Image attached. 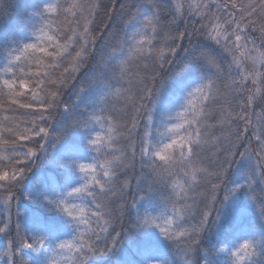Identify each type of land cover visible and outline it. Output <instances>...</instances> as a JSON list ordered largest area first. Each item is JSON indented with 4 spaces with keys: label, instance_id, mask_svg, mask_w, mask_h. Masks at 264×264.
<instances>
[{
    "label": "snow or ice",
    "instance_id": "1",
    "mask_svg": "<svg viewBox=\"0 0 264 264\" xmlns=\"http://www.w3.org/2000/svg\"><path fill=\"white\" fill-rule=\"evenodd\" d=\"M17 7L24 15L21 24L10 27L5 37L0 109L15 111V105L33 109L38 101L42 111L26 127H21L16 117L0 118V190L6 193L4 205L9 210L0 233L10 229L13 190L22 184L36 160L49 155L46 145H59L55 163L62 177L60 181L49 178L48 183L23 193L36 208L27 212L22 236L21 225L16 224L17 240L9 239L3 251L5 264H99L93 258L113 256L114 264H177L176 258L180 264H264V199L259 223L249 222L247 229L241 226L248 215L246 201L256 200L258 189L264 195V132H254V149L231 153L238 154L239 161H224L229 166L238 164L239 177L219 203L223 206L231 201L228 231L240 234L219 248L214 245L211 254L201 251L203 233L210 223L221 221L219 210L214 208L220 185L212 178L221 180L225 171L223 164L216 171H209L205 164V152L216 148L220 139L212 131L214 125L206 122L211 116L208 108L211 103L224 101L218 121L223 129L233 122L229 110L233 99L242 97V108L264 106V0H249L246 5L230 0L231 8L240 9L239 20L229 13L223 24L216 16L210 25L209 39L217 45L223 41L225 50L232 54L226 74L220 54L208 45L184 48L182 66L177 67L176 48L168 41L174 43L185 34L173 36L163 31L157 4L147 5L144 11L131 5L123 36L109 50L104 72L86 81L77 104H63V122L55 126L50 121L61 109L59 98L68 80L64 74L70 75L69 68L79 71L89 44L95 43L90 25L99 4L90 0H29ZM169 9L174 11L173 23L186 12L209 19L214 16L203 0H173ZM258 9L259 17L250 19ZM6 11L7 6L0 8V13ZM245 20L246 26L261 33L260 46L241 34L246 30L241 25ZM225 25L235 27L229 31ZM161 41L163 46H158ZM165 63L177 68L180 75L172 93L163 84L155 87L158 73L151 75L150 86L145 82L149 77L139 71L147 70L150 64L162 68ZM61 67L63 73L57 76ZM29 96L31 102H24ZM145 100L151 101V111L159 114L158 125L152 115L148 116V127H155L158 136L146 130L140 148L141 165L150 169L151 182L147 192L137 185L136 191L144 194L133 195L130 207L135 209L134 223L130 229L117 232L113 225L124 215L130 188L127 179L120 180L129 167L128 150L120 142L131 139ZM121 102L135 109L130 123L116 107ZM81 104L84 107L79 110ZM239 118L251 124L247 116ZM236 138H240L239 133ZM31 141L37 147L25 151L21 142ZM135 155L132 146V161ZM205 184L211 185V206L205 205L198 222L193 223L198 197L208 199L197 192ZM156 195L161 196L162 203L156 201ZM46 210L54 211L55 217ZM161 238L168 243H162ZM125 241L127 248L123 247ZM20 246L34 250V258L25 259L17 250ZM219 256L224 259L214 258Z\"/></svg>",
    "mask_w": 264,
    "mask_h": 264
},
{
    "label": "trees",
    "instance_id": "2",
    "mask_svg": "<svg viewBox=\"0 0 264 264\" xmlns=\"http://www.w3.org/2000/svg\"><path fill=\"white\" fill-rule=\"evenodd\" d=\"M220 4L225 6L226 0H217ZM92 3H98L99 8L95 10V15L92 18L93 23L90 25L91 28V33L92 36L95 37V43L89 44L88 48V55L86 57L85 62L83 65L86 64V61H94L93 64L96 65L94 67V70L92 73H94L98 66L100 65L96 59H98L99 55L103 52L104 49L108 46L113 45L112 39H110L109 36V29H113L114 32H118L120 27L122 26V21L129 16L131 12V5L135 4L137 6H140L141 9L144 7V5H151L153 3L157 4L160 9H161V21L163 22L164 26L169 29L170 34L173 36H177L179 33H184V38L183 39H176L175 42H170V44H175L176 50L178 52H183L184 48H188L189 46L196 45L198 43L199 46L203 45L199 43L201 39H203L206 36V32L208 29H206V26L201 23L199 18L193 19L194 15L190 16L185 13V15L182 17L181 21L178 23H173V11H170L169 5L171 4V0H90ZM19 3H23L24 5H27L29 3V0H0V8H4L7 6V11L0 13V28L4 25H9L13 21H20L24 15L23 9L20 7H17ZM121 5H124V8H121ZM221 7V6H220ZM229 7V6H228ZM230 8V7H229ZM196 18V17H194ZM203 28H201V25ZM10 22V23H9ZM9 23V24H8ZM165 28V29H166ZM250 30V28H248ZM113 32V33H114ZM112 33V34H113ZM109 36V37H108ZM5 37L6 35L0 31V53L4 51V45H5ZM206 39V38H205ZM254 40V39H253ZM257 41V40H256ZM197 42V43H196ZM196 43V44H195ZM197 45V46H198ZM207 45V44H205ZM210 46V45H208ZM211 47V46H210ZM180 52V53H181ZM220 62L223 70L225 71L226 74V66H224V60L221 58L220 55ZM98 63V64H97ZM83 65L81 67H83ZM70 72V71H69ZM63 73V68L61 67L58 72L57 76L61 75ZM68 75V80L66 85L63 87L60 95V102L61 105L64 103L69 96V92L71 88L70 86L73 85L75 87L74 89L78 87H87L86 81L90 79V77L87 74H83V70H81V73L77 75V77L73 78L72 74H64ZM94 76V75H93ZM56 77L54 76L53 79ZM37 91H39L37 89ZM41 96H43V93H40ZM24 102H31V97L29 96ZM38 101L36 102L37 106L34 107L33 109H22L19 108L18 105L12 106L15 111H5L3 109H0V118L3 116L7 115L10 117H16L17 122L21 123V127H26L30 126V121L34 116H38L40 112L42 111L38 107ZM224 101L220 100L216 103H211L209 105V112L211 114L210 118L206 121L208 124L214 125L212 131L216 137H219L220 139L217 141L218 146L220 148H214L211 151H206L204 154L205 157V164L207 166L213 167L214 171L218 170L220 165L223 164V168L225 171L222 174V177L225 180V184L230 178L232 169H233V164L229 166L227 163H224L225 159H231L228 156L227 157H216V159H212V155L218 151H221L224 146L226 152L230 153H238L241 151V149L245 146L246 142H243L244 139H249V137L253 138L254 136V131L253 128H255L258 133L264 132V106H257L254 105L252 106V113L250 116L247 114H244L247 116V118L251 121V124L246 123L244 119H240L239 116H241V111L242 107L239 106L243 103V98L239 99H233V102L230 106V109L233 113V122L230 127L225 126L223 129H221L218 121L220 120V105L223 104ZM8 105H4V109H7ZM255 110V111H254ZM245 111V110H244ZM241 112V113H240ZM261 113L260 120L258 119V122L256 123L254 117L255 113ZM27 113V114H26ZM59 109L56 111V113L53 115L52 120L50 123L53 124V126L56 125L57 122H63V117H60L58 115ZM237 114H240L239 116ZM47 115V113H45ZM135 114L132 112V110H129L128 112L122 114L123 119L131 122L132 116ZM253 115V116H252ZM140 119V117H138ZM254 119V120H253ZM54 120V121H53ZM37 123H40L41 126L47 127L46 124H44L41 121H37ZM139 125H137V128L135 130H138ZM247 129V131H245ZM237 133L240 134V138L237 139ZM227 134V139L223 140V135ZM55 134L53 133V143H55L54 140ZM36 139H39L38 137ZM70 139V137H69ZM243 139V141H241ZM24 144V150L26 151L27 148L32 147L36 148L37 145L35 144L34 141L31 142H21ZM121 145L127 148L128 154H129V167L124 171L123 175H121L120 180L122 181V178H132L133 177V172L135 170H138V165H141V159L139 161V157L137 155L138 150L140 148V142L138 139V136L135 135V131L133 132L131 139H122L121 140ZM257 142L254 141V144H252V148L254 149L256 146ZM132 146L135 147V160L132 161L131 158V152H132ZM48 147H52L51 144L48 145ZM233 151V152H232ZM49 153V150H48ZM225 153V152H224ZM7 154V153H5ZM57 155H49L47 157H41L40 159L36 160L34 164L31 165V170L33 166L38 165V164H43L45 166H50L51 162H55ZM235 156H232L234 158ZM137 164V166H136ZM42 165V166H43ZM23 166V165H18V167ZM41 166V168H42ZM44 169V168H43ZM51 169V167H50ZM37 170V169H36ZM35 170V171H36ZM34 171V172H35ZM31 171L27 173L26 176H29ZM230 173V174H229ZM239 175V172H238ZM213 182V181H212ZM23 187L25 188L23 182L21 185L17 186L13 191L15 196H20ZM200 191H203V193L207 196L211 195V188L210 184H205L202 185L200 188ZM5 193L3 190H0V194ZM131 190H128V195L126 198V203L124 204V215H123V221L120 219L116 221L113 225L115 231L120 232L121 229H130L132 224H133V217L132 213L130 212L131 210L129 207H127L129 197H131ZM135 194V193H134ZM219 201L221 200L223 193L219 194ZM219 201L216 202L214 205V208L216 209L217 206L220 204ZM130 202V201H129ZM200 202H204L202 206L199 207ZM121 203H124L121 201ZM208 203V204H207ZM116 204H119V201L116 202ZM116 204L113 206L115 207ZM209 205L208 199L203 200V197L200 198V201L196 204V207L194 208V212L196 215L192 217L195 222H198L199 218V213L203 210H205V205ZM231 201L230 204L227 205V214L223 218V220L220 223L218 233L215 234L213 232V225L210 223L208 226V230L203 233L202 236V242H201V251L203 252H208L211 254L213 252V246L215 245L217 248H219L223 243L225 242H230L231 239L233 238V235H239V232H230L228 231V224H227V216L231 212ZM211 206V205H210ZM248 210V209H247ZM216 211L213 210L212 216H215ZM0 217H2V209L0 208ZM258 218L255 219L252 216V213L249 212L248 210V215L247 217L241 222V226L247 229L249 226V222L252 223H258L257 222ZM194 222V223H195ZM215 242V243H214ZM113 260V264H114ZM111 263V262H110ZM0 264H4V262L1 261L0 259ZM112 264V263H111Z\"/></svg>",
    "mask_w": 264,
    "mask_h": 264
},
{
    "label": "rangeland",
    "instance_id": "3",
    "mask_svg": "<svg viewBox=\"0 0 264 264\" xmlns=\"http://www.w3.org/2000/svg\"><path fill=\"white\" fill-rule=\"evenodd\" d=\"M172 2H173V0H171V3ZM203 2L208 3L210 5V13L214 14V16L212 17V19H209L208 16H195L194 15V17H196V18L193 17V19L199 18L201 23L206 26V29H208L207 32H206V36L203 39H201V41L199 43H201L203 45L207 44V45H210L212 48H215L216 51L221 55V58L224 60V62H223L224 66H226V68H228V65L232 61V54L229 51L225 50V48L223 47V41H222V43L220 45H217L215 43V41L209 39L208 32L210 31V25L215 22V17L216 16L220 17V23L221 24L224 23V20L229 19V15H228L229 13H234L236 18H237V20H239L240 15H241L240 9L239 8H236V9L231 8L230 7V0H226V3H225V5L226 4L229 5L230 8L229 7H225L224 5L220 4L217 0H203ZM236 2H237V4H245L246 5L249 2V0H236ZM217 5H219V8H217ZM146 6L147 5H144V7L141 9V11H144L146 9ZM130 14H131V12H130ZM173 16H174V11H173ZM128 17H126L122 21V26L120 27V29H119V31L117 33L114 32L113 29H109L108 33H109L110 39H112V41H113V45L106 47V49H104L103 52L99 55L98 59H96L98 61V63L100 64L98 66L97 70L94 73H92V71L94 70V67H96V65L93 64L94 61L93 62L92 61H86V64L83 65V67H80L79 71H77V72H71V68H69V71L72 74L73 78L77 77V75L79 73H81V70H83V74H87L90 78H92L93 75L99 76V74L104 72V70H105L104 69V62L107 60L109 50L113 46L116 45L118 40H120L122 38L123 33H124L125 21L128 19ZM182 17L181 16H177L175 18V22L174 23L176 24L179 21H181ZM258 17H259V9L257 10V13L253 17H251L250 19H257ZM199 20H198V22H199ZM21 21H22V19L20 21H13L11 23L9 22L10 24L8 23L9 25L2 26L0 28V31L6 35L8 33V30H9L10 27L19 26L21 24ZM201 23H200V25H201ZM246 24H247L246 20L245 21H241L242 27L246 26ZM162 25L164 26L163 22H162ZM225 27L229 28V31H230L231 28L235 27V25H231V26L225 25ZM165 28L166 27L164 26L163 27V31L164 32H169L170 31L169 29H167V28L165 29ZM201 28H203L202 25H201ZM248 28H250V30H248ZM241 34L245 37L246 40L255 41V44L257 46L261 45V33L258 31V29L254 28L252 26H246V30L243 33H241ZM229 39L230 40H234V37H230ZM170 42H172V41H168L169 44H170ZM163 43L164 42L161 41V44L158 45V46H163ZM197 45H198V43L196 45H192V46H197ZM171 46L176 48L175 44H171ZM189 47H191V46H189ZM180 52H178V50H176L175 61L177 62V67L182 66L183 52H181V53ZM3 63H4V51H2L0 53V66H2ZM65 66H68V65L66 64ZM248 66L251 67V63L250 62H248ZM139 71H140L142 76L149 77V79H147L145 82L148 83L150 86L152 85V81L150 79L151 75H153L154 73H158L159 75L157 76V79L155 80V87L158 88L161 84H163L164 88L169 93H172V92H174L176 90L177 82L180 79V75L178 73L177 68H173L172 65H169L167 63H165L162 68H160L158 65L157 66H153V65L150 64V66H149V68L147 70H144L143 68H141ZM233 71H235V69H233ZM70 87L71 88H69L70 92H69L68 99L64 103H62L61 109H59L58 115L60 117H62L61 112H62L63 104H67L69 106H72V105L77 104V102L82 98L81 95H80V90H81L82 87H78L76 89H74L75 87H73V85L70 86ZM143 104H144V107L141 109V111L139 113L140 119L138 118L139 127H138V130H135V135L138 136V139H139V142H140V148H141V140H142L146 130H150L153 133L154 136H158V133L156 132V128L155 127H152V128L148 127V116L152 115L153 120L155 121V123L157 125L159 124V114L158 113H153L151 111L152 102L149 101V100H145V101H143ZM254 105H252V106L254 107ZM252 106L251 107H247V108H242V111H241L242 113L240 112L241 116H245L244 114H247L248 116L253 114L254 112L252 113ZM83 107H84V105L81 104L79 110H82ZM116 107L122 109V114L128 112L129 110H132V112L136 115L135 109L132 107L131 104L125 106L123 104V102H121L120 104H117ZM260 116H261V113H257V112L255 113L254 119H255L256 123L258 122V119L260 120ZM252 128H253V131L255 133L259 134L258 131H256L254 127H252ZM162 130L163 129L161 128V131ZM226 135L227 134L223 135V140L227 139L228 135L227 136ZM241 141H243V139H241ZM254 141L257 142L255 140V136H253V138L249 137V139H244L243 142H246V143H245V146L241 149L240 152L245 151L247 147H251L252 148V144H254ZM46 147L48 148L50 155L54 154V155L58 156V150H59V145L58 144H57L56 147H50L49 148L48 145H46ZM225 147L226 146H224L223 149H221V151H218V152H216L214 154H211L213 156L212 159H216V157L219 158V157H227L228 156L232 160H235V161H239L240 160V156L238 154L235 155L234 158H232L231 153L230 152L229 153L226 152ZM140 148H139L138 153H137V155L139 157V161L141 159L140 158ZM216 148H220L218 146V143H217V147ZM42 165L43 164H38V165L33 166L31 172L29 173L30 175L26 176V178L23 181V184H24L25 188L23 187L21 195L20 196H15V198L12 201L10 229H9L8 233H6V234L0 233V259H1L2 262H4V264H5V257L3 256V251L7 247V241L9 239H13L14 241L17 240V230H16V227H15L16 224L20 223V225H21L20 234L22 236L23 235V228H24V224H25L26 214L29 211H34L35 208H36V205L32 201H29L28 199H26L24 197L23 193L25 191H32V190L36 189L42 183H48L49 182V178H55L57 181H60V179L62 177V170L57 167L55 162H51L50 166H45V165L42 166ZM41 166H42V168H41ZM136 166H137V164H136ZM50 167H51V169H50ZM207 167H208L209 171H214L213 167H210V166H207ZM237 168H238V164L234 163L230 178H228L229 180L227 181L226 184L224 183L225 180L223 178H221V180H219V181L216 180L214 177L212 178L213 183H218L220 185V187L218 188V190L216 192L217 201H219V196H220L219 194L223 193V196L221 198V200H222L224 195L226 194L225 190L226 189H230V188L233 187V183L232 182L239 177ZM149 172H150L149 168L142 167V165H138V170H135L133 172V177L132 178H129V177L128 178H124V179L122 178V181H121V182H123L125 179H127L129 184H130L129 190H131L132 193H131V197H129V200H128V204L129 205H127V207H129V209L131 210L130 212L132 213L133 223H134V219H135V209L130 207V205L132 204V198H133V195H136L138 197L139 195H143L144 192L148 191V185L151 182V177L149 176ZM138 184L144 189V192H137L136 191V188H137ZM210 188H211V185H210ZM153 191H155V189H153ZM247 191H248V189H245V192H247ZM197 192L198 193H203V191H200V189H197ZM5 195H6V193H1L0 194V208L2 209V217H0V226H2L3 223L6 222L8 220V217H9V210L6 209V207L4 205V197H5ZM256 196L258 197L256 200L246 201L247 209L249 210V212L252 213V216L255 219L259 218L260 207H261V199H264V195H262L259 192V189L257 190ZM202 197H203V200H204V196H199L198 199H197V203L200 201V198H202ZM210 200H211V195L208 196L209 206L211 205ZM156 201L161 202V203L163 202L160 195H156ZM119 203H121V201H119ZM203 204H204V202H200L199 207L202 206ZM228 204H230V201H225L223 206H221L219 204L217 206V208H216V209L219 210L221 221L223 220V218L227 214V205ZM46 211H48V210H46ZM48 215L52 216V217H55L56 213L54 211H48ZM215 215H216V213H215ZM210 219H211V217H210ZM121 220L123 221L124 219L122 218ZM221 221H220V223H221ZM191 222L194 223L195 220L193 218H191ZM257 222L259 223V219L257 220ZM220 223L217 224V225H213L212 224L213 225V232L215 234L218 233ZM123 230L121 229V231H123ZM161 240H162V238H161ZM162 243L167 244L168 242L162 240ZM123 247H125V248L128 247L127 241H125V244L123 245ZM17 250L22 254V256L25 259L31 260L35 256V251L34 250L28 249V248L23 247V246L18 247ZM171 251L174 252L175 250L171 249ZM214 258L220 259V260L224 259L223 256L214 257ZM93 259L95 261H98L99 264H111V263L113 264V260H115L116 258L113 256V257H95ZM176 259H177V264H180V260L178 258H176Z\"/></svg>",
    "mask_w": 264,
    "mask_h": 264
}]
</instances>
